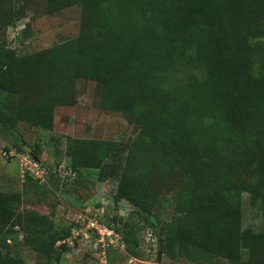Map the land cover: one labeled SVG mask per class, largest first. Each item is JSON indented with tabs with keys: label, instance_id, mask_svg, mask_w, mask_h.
Returning a JSON list of instances; mask_svg holds the SVG:
<instances>
[{
	"label": "trees",
	"instance_id": "1",
	"mask_svg": "<svg viewBox=\"0 0 264 264\" xmlns=\"http://www.w3.org/2000/svg\"><path fill=\"white\" fill-rule=\"evenodd\" d=\"M44 1L49 13L79 5L81 30L31 53L0 43V134L20 139L22 123L53 130L56 107L77 102V81L95 80L100 106L130 114L137 130L126 145L67 135L56 164L65 160L72 180L83 168L109 164L117 172L111 205L126 200L136 217L108 222L105 212L103 220L130 254L139 256V233L148 228L175 261L264 264V225L245 228L242 210L249 187L264 220V46L252 43L264 38V0ZM20 18L0 7L3 28ZM28 153L42 161L39 148ZM50 170L56 186L69 181ZM22 181L46 184L29 173ZM13 201L0 189V235L19 227L24 244L59 261L82 226L59 229L48 214L17 211ZM5 244L1 237L0 264H26Z\"/></svg>",
	"mask_w": 264,
	"mask_h": 264
},
{
	"label": "rangeland",
	"instance_id": "2",
	"mask_svg": "<svg viewBox=\"0 0 264 264\" xmlns=\"http://www.w3.org/2000/svg\"><path fill=\"white\" fill-rule=\"evenodd\" d=\"M0 7H13L21 18L15 26L3 28L0 24V43L11 40V45L18 53H31L55 44L75 38L81 30L82 11L79 5L70 6L57 12H47L44 0H0ZM253 44L264 46V38L252 39ZM259 60L255 69L260 71ZM100 84L95 80L79 79L75 105L58 106L55 109V127L44 130L20 124L19 135L1 133L0 138V189L13 197L17 211L37 210L48 214L59 229L79 223L87 215L98 214L99 207L108 212V222L115 215L135 219L131 206L111 205L112 197L117 192L119 183L117 172L109 164L102 168H83L76 180L69 179L65 184L56 186L52 178L44 185L29 181L24 183L21 177V160L3 154L4 147L22 146V152L41 150L43 164L54 168L65 158V137L72 135L79 138L109 139L124 142L134 136L138 124L130 114L107 110L100 106ZM264 157V156H263ZM171 206L166 207L165 216L170 214ZM243 225L256 232L263 230L264 220L261 215L260 201L253 200L252 192L247 187L242 192ZM82 217V218H81ZM110 220V221H109ZM117 225V224H116ZM121 226V225H119ZM86 228V227H85ZM83 231L86 232L85 229ZM87 234V232H86ZM77 235V234H76ZM6 241L5 249L25 259L26 264H97L99 252L97 238H78L70 245L61 259L41 258L31 247L24 244L23 233L19 227L0 238ZM139 256L134 257L124 248H111L108 251V264H193L189 261H175L162 255L159 260V244L155 231L145 228L139 233ZM57 248L59 244H57ZM247 249V242H243ZM247 259V256L245 257ZM49 260V261H48Z\"/></svg>",
	"mask_w": 264,
	"mask_h": 264
},
{
	"label": "built area",
	"instance_id": "3",
	"mask_svg": "<svg viewBox=\"0 0 264 264\" xmlns=\"http://www.w3.org/2000/svg\"><path fill=\"white\" fill-rule=\"evenodd\" d=\"M3 154L10 157H19L21 160V177L24 178L26 173H29L34 179L39 180L41 183H47L51 175L50 167L43 164L42 161L36 160L28 152L18 151L15 148H10L8 151H3ZM53 172L61 180H68L73 178L76 173L72 168L67 166L65 160L56 164ZM122 207V203H119ZM102 207V206H100ZM99 207V213L94 215H87L82 218L81 224L84 227H74L72 230V237L67 241L73 244L77 238H90L92 234L96 235L97 243H99V261L97 264H108V251L111 248H124L125 243L121 232L116 230L111 225L107 224L104 219L106 209ZM86 227V228H85ZM83 229L86 230L87 234ZM77 234V235H76Z\"/></svg>",
	"mask_w": 264,
	"mask_h": 264
},
{
	"label": "water",
	"instance_id": "4",
	"mask_svg": "<svg viewBox=\"0 0 264 264\" xmlns=\"http://www.w3.org/2000/svg\"><path fill=\"white\" fill-rule=\"evenodd\" d=\"M36 160H38V158H36ZM158 258H159V260H161V259H162V252H161V251H159Z\"/></svg>",
	"mask_w": 264,
	"mask_h": 264
}]
</instances>
